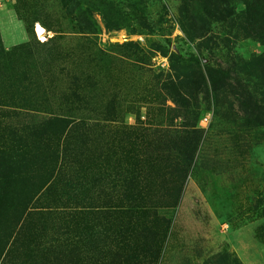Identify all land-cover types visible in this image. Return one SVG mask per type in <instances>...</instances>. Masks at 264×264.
<instances>
[{"label": "rangeland", "instance_id": "rangeland-1", "mask_svg": "<svg viewBox=\"0 0 264 264\" xmlns=\"http://www.w3.org/2000/svg\"><path fill=\"white\" fill-rule=\"evenodd\" d=\"M8 6L0 264H264V0Z\"/></svg>", "mask_w": 264, "mask_h": 264}, {"label": "crops", "instance_id": "crops-1", "mask_svg": "<svg viewBox=\"0 0 264 264\" xmlns=\"http://www.w3.org/2000/svg\"><path fill=\"white\" fill-rule=\"evenodd\" d=\"M13 2L15 0H0V35L6 49L28 41V33L24 23L18 18L16 12L8 6Z\"/></svg>", "mask_w": 264, "mask_h": 264}, {"label": "trees", "instance_id": "trees-1", "mask_svg": "<svg viewBox=\"0 0 264 264\" xmlns=\"http://www.w3.org/2000/svg\"><path fill=\"white\" fill-rule=\"evenodd\" d=\"M65 1V0H64ZM75 6H76V8L78 9V7H79V5L78 4H75ZM64 7H65V5H64ZM67 7V6H66ZM80 18H83L84 17V13L83 12H80ZM82 30H84V31H86V28L85 27H82L81 28ZM85 32H82V34H84ZM187 60H189V61H192V62H198V60H197V58H195L194 56H189L188 58H187Z\"/></svg>", "mask_w": 264, "mask_h": 264}, {"label": "built area", "instance_id": "built-area-1", "mask_svg": "<svg viewBox=\"0 0 264 264\" xmlns=\"http://www.w3.org/2000/svg\"><path fill=\"white\" fill-rule=\"evenodd\" d=\"M202 123H203V124H207V123H209V119H208V118H203V119H202Z\"/></svg>", "mask_w": 264, "mask_h": 264}, {"label": "bare ground", "instance_id": "bare-ground-1", "mask_svg": "<svg viewBox=\"0 0 264 264\" xmlns=\"http://www.w3.org/2000/svg\"><path fill=\"white\" fill-rule=\"evenodd\" d=\"M38 32L41 34L44 33V31L41 28L38 29Z\"/></svg>", "mask_w": 264, "mask_h": 264}]
</instances>
